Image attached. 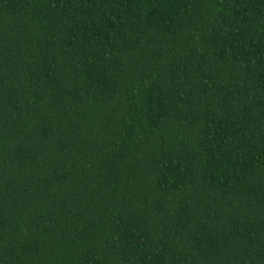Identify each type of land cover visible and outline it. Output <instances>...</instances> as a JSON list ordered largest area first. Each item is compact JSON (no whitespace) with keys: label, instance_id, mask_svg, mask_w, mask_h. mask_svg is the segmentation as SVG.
Here are the masks:
<instances>
[{"label":"trees","instance_id":"1","mask_svg":"<svg viewBox=\"0 0 264 264\" xmlns=\"http://www.w3.org/2000/svg\"><path fill=\"white\" fill-rule=\"evenodd\" d=\"M0 264H264V0H0Z\"/></svg>","mask_w":264,"mask_h":264}]
</instances>
